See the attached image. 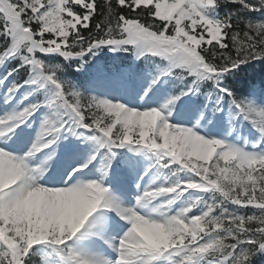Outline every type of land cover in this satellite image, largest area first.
Here are the masks:
<instances>
[{"label":"snow or ice","instance_id":"obj_1","mask_svg":"<svg viewBox=\"0 0 264 264\" xmlns=\"http://www.w3.org/2000/svg\"><path fill=\"white\" fill-rule=\"evenodd\" d=\"M0 264H264V0H0Z\"/></svg>","mask_w":264,"mask_h":264},{"label":"trees","instance_id":"obj_2","mask_svg":"<svg viewBox=\"0 0 264 264\" xmlns=\"http://www.w3.org/2000/svg\"><path fill=\"white\" fill-rule=\"evenodd\" d=\"M259 77V73H257V78Z\"/></svg>","mask_w":264,"mask_h":264}]
</instances>
